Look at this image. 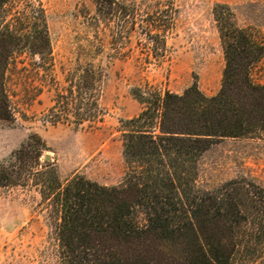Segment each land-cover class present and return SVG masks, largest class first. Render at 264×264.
Masks as SVG:
<instances>
[{"label":"rangeland","instance_id":"374dc122","mask_svg":"<svg viewBox=\"0 0 264 264\" xmlns=\"http://www.w3.org/2000/svg\"><path fill=\"white\" fill-rule=\"evenodd\" d=\"M217 5H228L237 25L264 45V0L7 2L0 32L12 38L1 44V52L12 50L5 78L11 116L0 118V165L36 135L41 163L50 161L62 182L82 176L120 186L127 172L121 131L144 108L136 91L182 94L196 85L207 97L219 92L226 61ZM252 80L264 84V57ZM199 168L203 190L241 178L264 186V141L216 140ZM151 241L148 256L164 262L169 246ZM58 256L35 181L0 187V264H58ZM243 264H264V254Z\"/></svg>","mask_w":264,"mask_h":264},{"label":"trees","instance_id":"16d2710c","mask_svg":"<svg viewBox=\"0 0 264 264\" xmlns=\"http://www.w3.org/2000/svg\"><path fill=\"white\" fill-rule=\"evenodd\" d=\"M9 1L0 0V9ZM215 11L226 61L219 92L207 97L196 85L182 94L136 91L144 108L121 131L127 172L120 186L82 176L62 182L50 161L41 163L36 135L0 165V187L35 181L58 264H243L264 254V186L246 178L212 190L197 185L200 159L216 140L264 141V84L252 80L264 45L237 25L228 5ZM5 37L0 32L1 119L11 114L12 50L1 52V44L12 38ZM150 241L169 246L164 262L148 256Z\"/></svg>","mask_w":264,"mask_h":264},{"label":"water","instance_id":"95a60500","mask_svg":"<svg viewBox=\"0 0 264 264\" xmlns=\"http://www.w3.org/2000/svg\"><path fill=\"white\" fill-rule=\"evenodd\" d=\"M46 159H47V160H50V157H49V156H47V157H46Z\"/></svg>","mask_w":264,"mask_h":264}]
</instances>
